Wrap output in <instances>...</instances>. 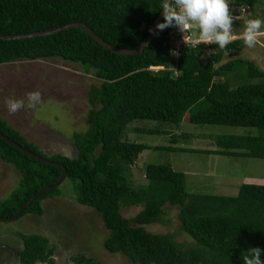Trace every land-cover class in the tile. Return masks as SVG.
Here are the masks:
<instances>
[{"label":"trees","instance_id":"obj_1","mask_svg":"<svg viewBox=\"0 0 264 264\" xmlns=\"http://www.w3.org/2000/svg\"><path fill=\"white\" fill-rule=\"evenodd\" d=\"M258 1L235 2L248 12ZM160 9L161 0H0V36L80 23L108 45L133 50ZM251 13H264V5ZM163 22L162 18L159 23ZM167 29L157 30L141 53L125 56L104 49L77 28L0 40V64L56 59L77 65L97 81L85 94V130L71 136L72 156L44 155L0 119L2 136L51 162L33 159L0 139V163L18 175L15 186L0 199L1 218L11 217L30 196L55 182L61 171L52 163H58L63 168L61 182H70L74 202L92 209L106 231L103 249L121 254L128 264H243L249 248L264 250V185L241 183L233 196L188 193L182 172L151 163L143 167L144 188L132 189L127 182L124 172L140 152V146L121 139L132 120L176 125L184 119L196 125L254 128V136H216L218 150L212 152L264 159V72L248 59L220 63L222 54L236 50L241 40L225 49L215 44L182 46L174 73L163 38ZM158 66L162 69H148ZM57 186L32 200L19 217L41 215L40 201L58 196ZM137 205L141 207L131 217L119 214L121 207ZM164 207L176 208L177 229L187 244L175 242L172 233L145 230L164 224ZM17 237L16 264H53L44 237ZM80 258L67 260L77 264ZM86 263L98 264L87 259Z\"/></svg>","mask_w":264,"mask_h":264},{"label":"rangeland","instance_id":"obj_2","mask_svg":"<svg viewBox=\"0 0 264 264\" xmlns=\"http://www.w3.org/2000/svg\"><path fill=\"white\" fill-rule=\"evenodd\" d=\"M263 5L264 0H259L251 10ZM251 10H244L246 18L233 23L234 33L242 32L248 19L264 20V13L252 15ZM203 58L204 54L200 60ZM233 58L248 59L264 72V37L252 49L241 40V46L236 50L222 54L220 63ZM89 74L83 73L77 65L56 59L0 64V119L44 155L72 156L71 136L85 130L88 85L97 84ZM31 91H39L42 95L43 102L35 108L27 107L26 94ZM7 98L24 99L25 107L9 115L4 103ZM257 134L254 128L196 125L184 122V119L176 125L132 120L125 124L121 139L140 146V152L124 174L132 189H140L146 185L144 165L168 164L172 170L183 173L188 193L233 196L241 183L264 185V159L219 156L212 152L217 149L214 138ZM5 165L0 163V199L15 186L18 178L11 166ZM57 190L58 196L40 201L41 215L24 214L12 221L0 222V264H16L14 252L20 247L17 236L29 234L45 238L50 257H56L53 264H76L67 260L70 256H81L77 264H88L86 259L98 264H128L121 254H111L103 249L106 231L92 209L74 202L70 182L63 180ZM140 207H121L119 214L129 218ZM163 210L166 213L162 216L164 224L154 223L145 226V230L172 233L175 242L187 244V237L177 229L176 208L164 207Z\"/></svg>","mask_w":264,"mask_h":264},{"label":"clouds","instance_id":"obj_3","mask_svg":"<svg viewBox=\"0 0 264 264\" xmlns=\"http://www.w3.org/2000/svg\"><path fill=\"white\" fill-rule=\"evenodd\" d=\"M161 9L164 22L158 23L156 29L163 31L176 27L184 33L194 27L199 33L196 44H215L220 49H225L234 40L241 39L247 48L252 49L264 37V20L259 18L246 20L243 31L234 33L233 23L240 17L232 14L229 0H162ZM149 31L151 33L153 30ZM172 54L178 55L177 52ZM26 96L28 108H35L43 102L39 91L28 92ZM4 103L9 115H14L25 107L24 99L7 98ZM262 252L264 250L259 247L249 248L243 256V264H264ZM49 259L56 260V257ZM35 264L42 262L36 260Z\"/></svg>","mask_w":264,"mask_h":264},{"label":"water","instance_id":"obj_4","mask_svg":"<svg viewBox=\"0 0 264 264\" xmlns=\"http://www.w3.org/2000/svg\"><path fill=\"white\" fill-rule=\"evenodd\" d=\"M161 2H162V0H161ZM162 18H163V12H162V9H160L159 12H158V14L153 19V21H152V23H151V25L149 27V29H152L153 31L150 33V31L148 30L147 35L139 43L138 47L136 49H133V50L119 49V48H115V47H112V46L108 45L107 43L103 42L98 37H96L94 34H92L84 25H82L80 23H68V24H65L63 26L56 27V28H53V29L44 30V31H36V32L25 33V34H16V35L0 36V40H13V39L30 38V37H35V36H43V35H47V34H51V33L57 32L59 30H64V29H68V28H77V29H80L83 33H85L95 43H97L98 45H100L101 47H103L104 49L110 51L113 54L124 55V56L125 55H135V54L141 53L142 49L154 37V35H155L156 31H157L156 25L160 22V20ZM0 139H2L7 144L11 145L14 149L19 150L21 153L26 154L29 157L33 158V159H36V160H38L40 162H43V163H51L48 160H46L45 158H43V157H39L37 155H34L32 153H29L28 151H26L25 149L19 147L15 143L11 142L10 140H8L6 137L2 136L1 134H0ZM52 164L60 166V171L61 172H60V175H59L58 179L55 182H53L52 184H50V185L42 188L40 191H38V192L34 193L32 196H30L24 203H22V205L17 209V211L11 217H7V218H1L0 217V222L12 221V220L18 218L19 215H20V213L22 212V210L32 200H34L41 193L47 191L48 189L57 186L61 182V180L63 178V168L58 163H52Z\"/></svg>","mask_w":264,"mask_h":264},{"label":"built area","instance_id":"obj_5","mask_svg":"<svg viewBox=\"0 0 264 264\" xmlns=\"http://www.w3.org/2000/svg\"><path fill=\"white\" fill-rule=\"evenodd\" d=\"M236 0H229L230 9L232 11V14L234 16H239L240 19L237 21H242L246 18V15L244 14V10L247 12V9L243 4H238L235 2ZM244 16V18H243ZM236 22V21H234ZM194 34V36L192 35ZM199 33L198 30L194 27L192 29H189L182 33L178 28L176 27H169L166 32L163 34V38L166 41V44L169 46L168 52L172 56V66L169 68L171 71L175 73V61L178 55H173V52L179 53L180 48L182 46H193L196 45L195 41L198 39ZM202 46L207 47L211 44H203ZM174 70H173V69ZM151 71H156L159 69H162V67H149L148 68Z\"/></svg>","mask_w":264,"mask_h":264}]
</instances>
